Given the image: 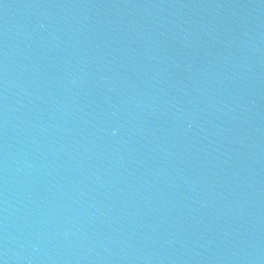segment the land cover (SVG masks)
<instances>
[{"label": "water", "instance_id": "1", "mask_svg": "<svg viewBox=\"0 0 264 264\" xmlns=\"http://www.w3.org/2000/svg\"><path fill=\"white\" fill-rule=\"evenodd\" d=\"M0 264H264V0H0Z\"/></svg>", "mask_w": 264, "mask_h": 264}]
</instances>
